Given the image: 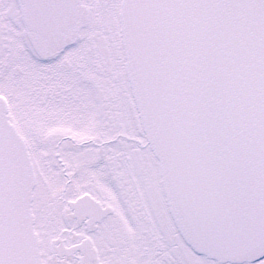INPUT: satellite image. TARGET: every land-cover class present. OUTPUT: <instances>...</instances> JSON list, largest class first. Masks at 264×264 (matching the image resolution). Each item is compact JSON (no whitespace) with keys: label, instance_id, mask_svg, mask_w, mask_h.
I'll use <instances>...</instances> for the list:
<instances>
[{"label":"snow or ice","instance_id":"snow-or-ice-1","mask_svg":"<svg viewBox=\"0 0 264 264\" xmlns=\"http://www.w3.org/2000/svg\"><path fill=\"white\" fill-rule=\"evenodd\" d=\"M0 264H264V0H0Z\"/></svg>","mask_w":264,"mask_h":264}]
</instances>
